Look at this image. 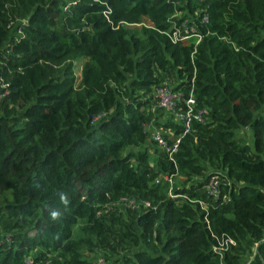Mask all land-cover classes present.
<instances>
[{
	"label": "trees",
	"instance_id": "obj_1",
	"mask_svg": "<svg viewBox=\"0 0 264 264\" xmlns=\"http://www.w3.org/2000/svg\"><path fill=\"white\" fill-rule=\"evenodd\" d=\"M65 1L0 0V264L240 263L264 234V0ZM162 85L204 120L184 131Z\"/></svg>",
	"mask_w": 264,
	"mask_h": 264
},
{
	"label": "built area",
	"instance_id": "obj_2",
	"mask_svg": "<svg viewBox=\"0 0 264 264\" xmlns=\"http://www.w3.org/2000/svg\"><path fill=\"white\" fill-rule=\"evenodd\" d=\"M69 4V0L65 1L63 4V8L67 7ZM105 14V11H103ZM192 27L188 25L184 20L181 21L179 27H171V29L167 32H169V36L171 40H185L189 38L193 33L191 32ZM19 31V30H17ZM158 99L156 100V103L158 106H162L166 110H171L174 115L176 116V121H178L181 126L183 127V130L186 131L190 128V123L193 120L197 121H203L204 120V112L205 110L203 108H194L193 106V98L190 96L189 93L186 98L183 99L184 107L185 109L183 111H180L178 108H174L175 100H179L181 98V93L178 91H171L167 86L162 85L160 87H157L156 89ZM160 131L155 129L152 131L150 137L152 140H154L155 145L160 147L161 149H164L165 152L171 153V151L175 148L176 140L170 144L166 143V141L161 137ZM171 172H164L160 174V176L156 177L155 180H158L159 177H162L164 180H166L168 183L171 182ZM217 184V180L214 176H211L208 180L207 190L215 193V185ZM170 195V191H168ZM200 205H203L202 200H198ZM144 204H147V202H144ZM205 206V205H204ZM264 244V234L259 240ZM248 257H245L240 263L238 264H249ZM95 264H103V261L100 259V257L97 258L96 261H94Z\"/></svg>",
	"mask_w": 264,
	"mask_h": 264
},
{
	"label": "rangeland",
	"instance_id": "obj_3",
	"mask_svg": "<svg viewBox=\"0 0 264 264\" xmlns=\"http://www.w3.org/2000/svg\"><path fill=\"white\" fill-rule=\"evenodd\" d=\"M83 60H84V57H79L74 60V72H75L77 79L79 78L80 65ZM236 135L239 137H243L248 143L251 142V131L247 127L237 130ZM90 256L93 259V261H96L97 258L100 257V259L103 261V264H111L112 262L111 258H113V256L107 255V258L105 259L101 251L91 253Z\"/></svg>",
	"mask_w": 264,
	"mask_h": 264
},
{
	"label": "crops",
	"instance_id": "obj_4",
	"mask_svg": "<svg viewBox=\"0 0 264 264\" xmlns=\"http://www.w3.org/2000/svg\"><path fill=\"white\" fill-rule=\"evenodd\" d=\"M246 257L250 261L249 264H264V244L260 241L254 243Z\"/></svg>",
	"mask_w": 264,
	"mask_h": 264
},
{
	"label": "clouds",
	"instance_id": "obj_5",
	"mask_svg": "<svg viewBox=\"0 0 264 264\" xmlns=\"http://www.w3.org/2000/svg\"><path fill=\"white\" fill-rule=\"evenodd\" d=\"M53 215H55V213Z\"/></svg>",
	"mask_w": 264,
	"mask_h": 264
}]
</instances>
